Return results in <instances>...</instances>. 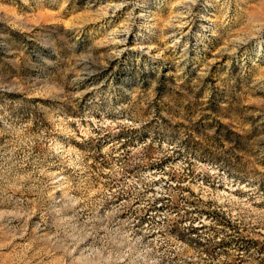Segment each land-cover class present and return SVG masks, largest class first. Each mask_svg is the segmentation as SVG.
Segmentation results:
<instances>
[{"label":"rangeland","instance_id":"obj_1","mask_svg":"<svg viewBox=\"0 0 264 264\" xmlns=\"http://www.w3.org/2000/svg\"><path fill=\"white\" fill-rule=\"evenodd\" d=\"M0 264H264V0H0Z\"/></svg>","mask_w":264,"mask_h":264}]
</instances>
